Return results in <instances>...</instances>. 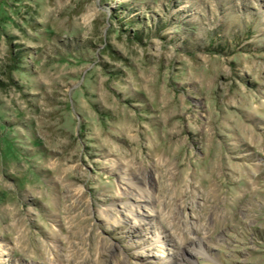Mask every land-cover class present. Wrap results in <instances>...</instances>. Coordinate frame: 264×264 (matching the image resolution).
Segmentation results:
<instances>
[{
    "label": "rangeland",
    "instance_id": "rangeland-1",
    "mask_svg": "<svg viewBox=\"0 0 264 264\" xmlns=\"http://www.w3.org/2000/svg\"><path fill=\"white\" fill-rule=\"evenodd\" d=\"M0 264H264V0H0Z\"/></svg>",
    "mask_w": 264,
    "mask_h": 264
}]
</instances>
